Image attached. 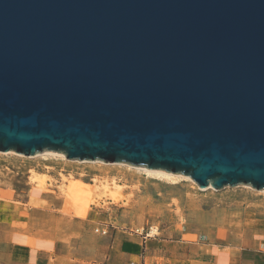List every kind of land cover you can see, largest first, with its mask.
Returning <instances> with one entry per match:
<instances>
[{"label": "water", "instance_id": "water-1", "mask_svg": "<svg viewBox=\"0 0 264 264\" xmlns=\"http://www.w3.org/2000/svg\"><path fill=\"white\" fill-rule=\"evenodd\" d=\"M264 190V0H0V152Z\"/></svg>", "mask_w": 264, "mask_h": 264}, {"label": "rangeland", "instance_id": "rangeland-1", "mask_svg": "<svg viewBox=\"0 0 264 264\" xmlns=\"http://www.w3.org/2000/svg\"><path fill=\"white\" fill-rule=\"evenodd\" d=\"M49 156L0 152V234L10 227L56 243L59 264H175L189 257L192 264L221 246L264 243V193L250 186L204 190L189 177L172 183L112 165L119 163ZM36 177L45 178L43 187ZM105 184L114 197L102 191ZM130 239L151 240L146 261L144 253L121 260L117 245Z\"/></svg>", "mask_w": 264, "mask_h": 264}, {"label": "crops", "instance_id": "crops-1", "mask_svg": "<svg viewBox=\"0 0 264 264\" xmlns=\"http://www.w3.org/2000/svg\"><path fill=\"white\" fill-rule=\"evenodd\" d=\"M20 230L7 228L6 236L0 234V264H59L58 246H46V242H40L30 236L22 237L24 234ZM16 232V233H15ZM148 239H130L122 241L117 245L120 258L124 263L138 258L142 253L147 260ZM254 242V241H253ZM248 240L243 245L221 246L213 249L211 257H197L192 264H264V243L263 241L253 243ZM114 244L108 246V253L113 251ZM52 248L51 251L48 248ZM109 255V254H108ZM157 257V255H155ZM190 257L181 259L175 264H190ZM154 264H167L166 261L160 263L158 260ZM102 264H114L113 260L107 259ZM117 264H120L118 262ZM173 264V263H171Z\"/></svg>", "mask_w": 264, "mask_h": 264}, {"label": "bare ground", "instance_id": "bare-ground-1", "mask_svg": "<svg viewBox=\"0 0 264 264\" xmlns=\"http://www.w3.org/2000/svg\"><path fill=\"white\" fill-rule=\"evenodd\" d=\"M5 154H7V153H5ZM8 154H13V155H17V156H23V155H19V154H16V153H14V152H10V153H8ZM48 155H50L51 157L53 156V158H55L56 156L57 157H61V159L62 158H65V156L63 155V154H61V153H57V152H53V151H45V152H43V153H41V154H39V155H37V156H35L36 158L37 157H42V156H47L48 157ZM49 156V157H50ZM55 156V157H54ZM35 157H33V158H35ZM56 157V158H57ZM94 163H97V161L96 162H94ZM98 163H100V162H98ZM102 164H103V162H102ZM112 164V163H111ZM112 165H119V166H126V167H128V168H130V169H133V171L135 170V171H138V172H143V173H145V175H148V176H150V177H154V178H156V179H158V180H161V181H166V182H172V183H174L175 181H177V180H179V179H186V180H191V179H189V178H187V177H185V176H183V175H180V174H173V173H169V172H167V171H164V170H151V169H148V168H146V167H144V166H132V165H127V164H112ZM45 178L44 177H36V182H38V186H40V187H43L44 185H45ZM193 181V180H192ZM107 185H109V184H107ZM105 186H106V184H105ZM96 187V186H95ZM102 187V186H101ZM109 186H106V187H104L103 188V190L102 191H104L105 193H107V194H111L113 197L115 196V193H113L114 191V188H113V192H111L110 190H109V188H108ZM117 188V187H116ZM246 188H247V186H246ZM250 188V187H249ZM94 189V188H93ZM120 189V188H119ZM200 189H202V188H200ZM208 189H212V188H206V189H204V190H208ZM251 189V188H250ZM97 191H98V189H96ZM115 190H117V189H115ZM87 191V189L85 188V189H83V192H86ZM117 192H118V190H117ZM261 193H264V190H262V191H260ZM106 196V195H105ZM118 196V195H117ZM103 197V196H102Z\"/></svg>", "mask_w": 264, "mask_h": 264}, {"label": "built area", "instance_id": "built-area-1", "mask_svg": "<svg viewBox=\"0 0 264 264\" xmlns=\"http://www.w3.org/2000/svg\"><path fill=\"white\" fill-rule=\"evenodd\" d=\"M95 233L104 236V235H107L108 234V230L107 229L97 228V229H95ZM130 264H140V263L132 262Z\"/></svg>", "mask_w": 264, "mask_h": 264}]
</instances>
